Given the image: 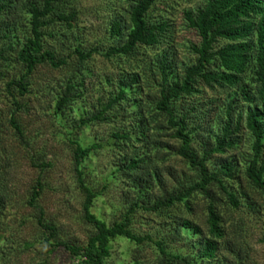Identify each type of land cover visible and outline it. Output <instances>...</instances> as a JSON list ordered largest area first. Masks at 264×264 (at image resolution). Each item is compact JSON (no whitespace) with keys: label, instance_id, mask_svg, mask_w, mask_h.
<instances>
[{"label":"trees","instance_id":"obj_1","mask_svg":"<svg viewBox=\"0 0 264 264\" xmlns=\"http://www.w3.org/2000/svg\"><path fill=\"white\" fill-rule=\"evenodd\" d=\"M77 1L0 0V78L7 79L11 69L20 67L18 76L6 81L5 90L13 107L9 124L23 145L28 142L18 120L23 110L19 99L30 94L36 70L43 66L59 70L70 67L73 56L78 60L55 100L54 114L71 123L75 179L83 196V219L92 231L84 246L62 240L40 205L43 174L52 165L33 157L31 165L41 174L27 204L36 213L44 244L51 254L63 252L77 264H113V243L120 239L136 246L130 264H143L145 246L157 252L156 264H232L223 255L227 236L223 212L238 211L245 204L255 211L249 194L235 190L241 171L237 161L227 157L239 150L238 135L243 130L250 141L244 177L251 190L264 196V0H207L195 10H186L187 28L200 41L190 47L195 62L181 73L171 53L160 51L173 28L165 17L155 20L150 14L159 0H122L125 14L111 22L114 44L102 55L119 65L133 62L129 71L117 74L116 81L107 80L113 90L88 111L77 105L85 99L81 91L87 63L99 50L78 45L65 57L47 45L56 35L75 32ZM60 23L64 34L55 32ZM206 93L215 97L210 103L204 99ZM220 99L225 104L220 105ZM239 103L244 108L238 109ZM217 111L222 114L214 126L210 114ZM72 114L76 116L70 122ZM103 123L119 124L111 134L120 157L114 175L122 174L134 193L126 200L122 218L110 224L92 211L101 193L85 172V163L101 145H85L80 137L85 129ZM170 156L179 158L192 176L179 177L169 189L159 162ZM155 188L160 189L159 196L154 195ZM199 197L206 203L207 235L187 216L193 214ZM140 211L161 218L157 239L137 233L134 226Z\"/></svg>","mask_w":264,"mask_h":264},{"label":"rangeland","instance_id":"obj_2","mask_svg":"<svg viewBox=\"0 0 264 264\" xmlns=\"http://www.w3.org/2000/svg\"><path fill=\"white\" fill-rule=\"evenodd\" d=\"M207 0H159L151 15L155 20L165 17L172 25L171 37L160 51L168 50L175 58L177 71L195 62L196 56L190 50L191 44H198L199 38L194 31L188 30L184 20L186 10H195ZM77 21L75 32L67 37L56 35L48 40V46L63 56L72 55L78 45L86 50L98 49L87 63L85 87L82 89L84 100L79 101L77 108L95 110L97 100L104 98L113 90L107 80L117 79L122 70L129 71L133 62L118 64L117 60H108L105 53L114 40L109 29L116 17L125 14L122 0H78L76 3ZM63 24L55 32H64ZM64 26V25H63ZM150 54V51H146ZM147 54V55H148ZM146 56L145 54H143ZM77 57L69 59L70 67L55 70L49 66L39 67L31 79V92L19 99L23 110L18 120L24 130L28 145H23L15 136L9 124L12 113V101L5 90L6 81L18 76L20 67L15 66L7 79L0 78V264H77L67 254H51L44 244L43 231L37 225L35 211L27 204L32 188L36 185L40 171L31 165L32 158L44 159L52 167L44 174V192L40 205L45 211L46 219L54 223L60 237L65 242L84 246L92 229L84 222L82 212L83 196L77 186L73 165V148L70 143L71 123L60 121L55 116V100L65 89V83L72 71H75ZM130 63V64H129ZM83 78V77H82ZM215 97L206 93L204 99L210 103ZM220 105L224 99L218 100ZM95 106V107H94ZM210 104L208 105V107ZM244 108L239 103L238 109ZM221 111L211 113L212 124L216 126ZM72 114L70 122L75 118ZM119 124L103 123L91 126L80 133L85 145H101V149L88 160L85 172L87 180L101 196L97 199L92 211L107 223L120 220L126 212V200L132 198L129 181L122 175H114L119 166L120 157L113 149L111 134ZM240 136L238 151L228 154L229 160H236L241 174L235 182V190L248 193L254 202V209L245 204L238 211L223 212L224 226L227 231L223 255L232 264H264V196L251 190L244 177V161L250 152V141L246 130ZM171 146L177 143L170 138L164 139ZM161 170L167 188L176 185L182 176H192L186 165L177 157L170 156L162 162ZM154 195H160L155 188ZM244 201V200H242ZM187 215V214H186ZM203 233L207 235L206 203L198 198L193 204V214L187 215ZM135 229L141 235H153L161 229V218L140 211L135 219ZM113 264H130L136 246L127 240L120 239L113 243ZM143 264H156L157 252L145 246L141 253Z\"/></svg>","mask_w":264,"mask_h":264}]
</instances>
